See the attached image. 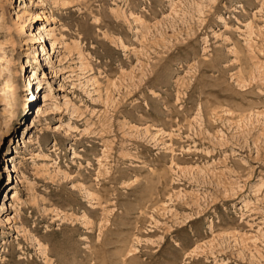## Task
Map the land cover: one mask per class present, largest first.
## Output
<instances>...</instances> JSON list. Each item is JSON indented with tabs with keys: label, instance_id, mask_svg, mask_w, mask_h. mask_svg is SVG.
I'll use <instances>...</instances> for the list:
<instances>
[{
	"label": "rangeland",
	"instance_id": "rangeland-1",
	"mask_svg": "<svg viewBox=\"0 0 264 264\" xmlns=\"http://www.w3.org/2000/svg\"><path fill=\"white\" fill-rule=\"evenodd\" d=\"M0 212V264H264V0H0Z\"/></svg>",
	"mask_w": 264,
	"mask_h": 264
},
{
	"label": "bare ground",
	"instance_id": "bare-ground-1",
	"mask_svg": "<svg viewBox=\"0 0 264 264\" xmlns=\"http://www.w3.org/2000/svg\"><path fill=\"white\" fill-rule=\"evenodd\" d=\"M39 16L38 15H36V18H38ZM38 31V30H37ZM35 32L33 31L32 33H31V36L32 37H34L35 35H36V33L34 34ZM38 34V33H37ZM31 36H29V37H31ZM39 36V35H38ZM16 197H18L16 194H15V198ZM15 198H14V200H15ZM13 199V198H12ZM1 213V212H0Z\"/></svg>",
	"mask_w": 264,
	"mask_h": 264
}]
</instances>
